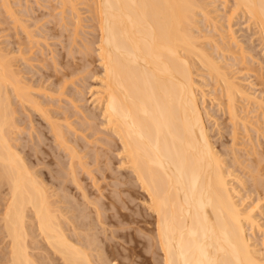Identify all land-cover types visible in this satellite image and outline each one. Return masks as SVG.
Listing matches in <instances>:
<instances>
[{
	"label": "bare ground",
	"instance_id": "6f19581e",
	"mask_svg": "<svg viewBox=\"0 0 264 264\" xmlns=\"http://www.w3.org/2000/svg\"><path fill=\"white\" fill-rule=\"evenodd\" d=\"M1 1L6 10L14 11L7 0ZM227 1L223 0V4ZM231 1L227 14L224 10L229 33L228 21L241 14L246 21L252 20L250 24L257 29L264 50V0ZM60 2L69 4L73 13L71 44L80 38L76 44L88 53L93 51L90 45L97 43L94 50L102 74L97 79L100 88L95 85L99 93L96 102L101 106L102 122L96 123V114L86 113L76 102L82 99V85L81 89L75 88L77 98L68 94L72 112L54 116L50 105L37 97L35 87L18 68L16 60L21 51L17 49L16 55L20 54L16 56L15 51L0 45V264H134V260L139 261L135 255L141 262L153 264H264V251L251 246L246 224L264 227L253 215L255 208H243L235 183L228 178L234 177L233 173L226 171L224 156L214 149L202 113L205 95L199 101L197 90L201 87L195 76L201 68L205 76L208 74L218 83L225 101L219 100L224 106L217 103L227 113L232 134L237 132L238 119L242 117L237 116V97L254 100L262 110L264 100L248 93L244 85L232 78L230 69L213 57L209 47L220 46V42H214V35L220 30L217 32L215 15L210 14L206 0H84L97 34L92 41L76 37L84 32V18L74 6L77 2ZM13 13V22H19ZM198 13L205 23L214 19L210 23L214 34L196 33ZM19 26L27 30L25 25ZM25 32L30 35L28 30ZM224 34L222 40L226 38ZM206 39H212L214 45L206 46ZM229 39L238 43L231 33ZM249 47L245 49L250 53ZM239 51L244 65L254 61L253 54L246 56ZM72 52L69 51L73 55ZM54 58L49 60L53 64L57 63ZM258 64L263 70L254 75L264 85V57ZM55 67L56 64L57 70ZM66 73L61 75L68 76ZM64 77L60 76L62 80ZM60 78L59 83H63ZM63 85L57 86L61 92L66 86ZM36 88L42 89L43 94L46 90ZM47 90L55 97L61 94L60 90ZM75 115L76 118L71 117ZM247 121H240L245 130L250 122ZM100 123L105 125L103 129L94 127ZM88 129H99L96 134H105L98 137L102 143L91 132L83 134ZM90 134L96 142L88 137ZM86 136L93 145L86 142ZM48 138L52 145L49 141L47 144ZM95 143L99 145L96 149L92 147ZM86 146L90 147L87 151ZM256 147L253 143L248 151L256 158L245 165L249 168L252 164V181L261 171L262 156ZM111 148L118 151L115 156L120 155L119 166L128 170L120 176L116 175L118 167H112L117 170L114 171L108 162ZM233 158L238 160L235 155ZM98 177L106 181L102 188ZM86 179L90 180V187ZM135 185L144 191L141 202L146 207H133L130 211L124 197L130 199L127 196L132 190L133 194L136 192ZM131 231L136 235L142 232L143 236ZM128 239L141 243L142 249L145 246L147 250L142 253L147 255L135 254L136 244L126 251L121 241Z\"/></svg>",
	"mask_w": 264,
	"mask_h": 264
},
{
	"label": "rangeland",
	"instance_id": "374dc122",
	"mask_svg": "<svg viewBox=\"0 0 264 264\" xmlns=\"http://www.w3.org/2000/svg\"><path fill=\"white\" fill-rule=\"evenodd\" d=\"M7 1L10 5L9 7L12 8V9L10 8V10L11 11L14 10L12 12H14L13 14L16 13V16L15 15L14 16L18 17L19 22H17V23L13 22L14 17L12 16V12H10L9 10H6V8L2 5L3 1L0 0V45L7 47L6 49H9L12 52L15 51V53H14L15 55H16L17 49L21 51V54L19 53L20 55L19 54L16 55V56L19 55L18 59H17L18 61L16 60V64H18L17 65L18 68H20L21 71L23 72L22 73V74H24L23 76L24 77L26 76L25 78L29 81V83L31 82L32 86L35 87L34 90L37 92H35L34 90L33 91L36 94L37 93L39 94V95L37 94L38 95L37 97L40 98V100L44 104H46V106L50 105V106H48L49 110L51 111V113L54 116L56 114L58 116H61L62 115L61 113H63V111H65L66 113L72 112V109H74V108L71 106L72 104L68 99L70 98V96L73 98L76 97L75 95L77 93H75L76 92L75 88L79 87V89H81V85H82V92H79V95L82 94V96L80 95L82 97V99H79L76 102H78V104L81 105L80 108L86 109V111H85L86 113L93 111L96 114V116H97V120L95 119L96 123L102 122V115L100 116L101 106L96 102V99H97L96 96H99L98 95L99 93H96V89H97V87L100 88L99 81L97 79H99V77H98V76H100L99 74H102V71H101L102 66L100 65V62L98 61V58L96 55L97 52L94 50L95 47L97 46V43L95 44L93 42L92 45H90V46H93V51H92V49H91L92 47H91L90 48L91 51H89L88 53H85L86 51L85 52L81 51L82 46L80 45L81 46L80 47L78 44L80 38H76V40L77 39L78 40L77 41L74 40L73 45L71 44L72 43L70 41L71 36H72V34H71L72 33V23L71 22H73L74 18H72L73 13H71V10H69L70 5L69 4L63 5L60 2V0H7ZM71 1L78 3V4L76 3L74 6H76L75 7L76 9H79L80 17L82 19L84 18L83 19L84 22L81 21V22H83L82 23L83 26L81 27V29L84 30L85 33L84 32L83 33L85 36L83 35V33L80 32V36H76V37L82 38V36H83V38H85V37L89 38V39L91 38L90 39L91 41L94 40L96 38L95 36L97 34H96V31L94 30L93 21H91V20L89 21L90 12L88 10H86L87 9L86 2H84V0H71ZM81 1H83V2H81ZM206 3L208 4V7L210 9V14H212V17L215 15L214 16L215 20L212 18V20H214V22L211 19L210 20L214 24L216 21L215 25L218 28L217 32L220 30L218 32V34L220 36L216 33V36L214 35V39L215 38L216 39L215 40L213 39L214 42L216 40L218 42H220V46L218 45L219 47H215V48L209 47V44L214 45V43L211 42L212 39L208 42H207L208 39L205 40L207 42L206 46H208L210 48L209 50H211V53H213V57L215 56L218 58L217 59L214 57L216 59V61L218 60L220 65H222L226 69L228 68L227 70L230 69L229 70L230 75L232 74V76H233L232 78H234V80H238V82L241 83L242 86L244 85L243 88L245 90H247L248 93H250L251 95L254 94L258 98L260 97V99L264 100V85H263V83L261 84V80H259L260 78L259 79L257 78L258 75H254L256 73H260L263 70V68L260 67L262 64L259 66V64L261 62L259 64H258V62H259V60H261L264 57V50L261 47L262 45H261L260 39H258L257 29L255 28V26L253 24H250V23H252V20H249V22H248V21H246L247 19L245 16H242L241 14H239L240 16L235 15L234 18L232 17L233 19L228 21L229 24H231L230 25V27H231L230 33L235 36V38L239 44L240 43L242 44V45L240 44V46H244L245 48H248L250 46L249 48L250 49L252 48L251 49L252 51L249 53L248 49L241 47L243 49L242 50L240 48V46L238 47L237 46L238 43L236 44L233 41L229 42L230 41V39H229L230 33H229V30L227 27L228 23H226V21H227L226 14L229 11L228 7L231 9L230 4L232 3V1L228 0L227 2H225L226 5L223 4V0H206ZM61 5H63L62 7H64V8H62ZM224 10L227 11L226 14H225ZM60 11H62V12H60ZM61 15L63 17H61ZM196 17L198 20L197 24L199 26L196 33L201 34V33L206 32L205 34H207V33H211V31H212V34H214V31H213L214 26H213V23L210 24L211 21H210V23H207V22L205 23V19H203L202 14H200V13H198V15ZM13 24H15V25H13ZM19 24L25 25L26 26L25 29H27L30 32L31 36L30 35L27 36V34L25 32L27 30L24 31V29H22L19 26ZM208 24H210V25H208ZM88 31H90V32H88ZM220 33L221 34L226 33V34H224V36L226 35V38L223 37V40H222ZM212 34H209V35H212ZM219 37H220V39H219ZM75 41L78 43L76 44ZM209 42H211V43H209ZM70 44H71V46H70ZM79 47L81 50L79 49ZM239 50L243 51L242 53L245 54L246 56H248V53L251 55L252 54L254 55V57H253L254 61H252V62L249 61L251 63V65L249 62H245V65L243 62H241V60H240L241 55L239 53L240 52ZM50 51H54V52L52 53ZM69 51L70 52L74 51V53L72 52L73 55L71 53H69ZM81 52H84L86 54V57H83L84 53H81ZM17 53H18V51H17ZM50 53H51V55L53 54L52 58L55 57L54 60L57 61V63H55L56 64L55 68H57V70L54 69L55 64H53L51 62L52 58H51ZM54 54L56 56H54ZM21 57H23V59L24 58L25 59L23 60ZM233 57H235V59ZM84 58H85V60H84ZM49 60H51V61H49ZM59 61H60V63H59ZM221 61H222V63H221ZM44 64H46V65H44ZM30 65L32 68L30 67ZM225 66H227V67H225ZM84 67H86L87 69H85ZM58 69L60 71H58ZM255 69H257V72ZM56 71L58 73H60V72L66 73L67 72L66 75H68V76L64 77L61 75V73L58 74ZM83 71H85V72H83ZM201 71H202V69L200 68V71L198 70L199 75L195 76L196 80H198L199 87H201V89L198 88V90H197L198 91L197 97L200 101V99H202L200 97H202L203 94L205 95L203 97L204 102L202 105L203 106L202 107L203 108L202 113H203L204 121L206 123L205 125H206L207 129L209 130V134H211L210 137H212L211 141H212V143L214 142L213 143L214 149L217 150V152H219L218 154L222 155L221 157L224 156L223 159H225V162H226L225 163L226 164V168H225L226 171H230L231 173H233L232 175L234 177L231 176L232 178L231 177H228V178L231 180V182L235 183V184L234 183L233 184L235 185V187L238 190V196H240V200L241 199L243 200V203H242L243 208L245 210L249 209L250 207L255 208L253 211L254 212L253 215L256 218V220H258L260 225L261 226L263 225L262 227H264V177H263L264 176V174H263L264 173L263 172L264 171V159H263L264 158L263 157L264 156V154H263L264 153V137H263V135H264V122H263L264 121V118H263L264 117L263 116L264 115V113H263L264 109L263 110H262V108L258 109V106H256L257 104L254 103V100L251 101V99H250V101H249V99H246L247 98L246 96H238L237 102H236V108H237V114H238L237 116H240V117L242 116L241 120L246 119V121H247V119H249L248 121H250V122L248 123V125L246 124L247 128H248V129H246L247 130L246 131L242 127V125H240L241 120L238 119L239 125L236 127L237 130L235 129V131H237V132L232 134L231 132H232L233 128L230 125L231 123L228 120L227 113H225L226 111H223L222 110L223 107H221L219 105V103L220 104L224 103V102L221 103V101L224 100L225 96L223 97V94L221 92V89H220L218 83L214 82L213 78H209L210 76L208 74L207 75L209 77H207V75L205 76L204 75L205 73L203 72L204 73L203 74ZM68 72H70V73H68ZM82 73H83V75H82ZM84 73H85V75H84ZM90 73H91V75H90ZM60 76L64 77L63 78L64 81L62 80V78H60ZM200 76H202V77H200ZM83 77L84 78L86 77V78L84 79ZM58 78H60L61 82L63 81V83H59ZM65 80L67 81V83L65 82ZM71 81L74 82V85ZM64 82L66 84H64ZM79 82H80V84H78ZM82 82H84V83H82ZM34 83H35V85H34ZM59 84H60V86H61V84L66 85L65 87L63 85L64 89L62 90V92H65V91L66 92L62 96H61V94H62L61 90L58 89L60 87ZM37 86H40L41 88L44 87L43 88L44 90L46 88V90L49 89V90L55 91V92H58L57 90H60L59 92H61V94L59 95L58 94L59 92H58L57 93L58 95L55 97V94H53V93H51L52 95L48 94L50 92L49 90H47L49 92H46V90H45V92L43 94V91H41L42 89L38 90V88H36ZM57 86H58V88H57ZM55 87H56V89L53 90V88H55ZM199 90H201V91L199 92ZM47 95H51V96L47 97ZM77 96H78V94H77ZM219 100H221V101H219ZM97 101H98V99H97ZM217 101L219 103H217ZM60 102H61V104H60ZM62 106H64V107H62ZM66 106H70V107H66ZM64 108H65V110H64ZM34 117L36 118V120L38 119V121L41 120L38 117V115H36ZM71 117L76 118V115L71 116ZM71 117H70V119H72ZM95 120H93V122ZM255 120H257V121H255ZM253 125H255V126H253ZM96 126H97V128H100L102 126L104 127L105 125H103L101 123L99 125L94 124V127H96ZM250 126H252V127H250ZM103 127H102V129H103ZM254 127H256V128L254 129ZM257 128H259V130ZM92 130H94V129L84 130L83 134H88L91 132L92 136L95 137V139H97L98 137L101 138L102 136H105V134H101L102 135L101 136L100 133H97V134L95 133L98 131L100 132L99 129H97L95 132ZM23 135L25 136V134H23ZM47 135H49V134L47 133ZM92 136H91V134L88 135V137L89 138L91 137L92 141H93L94 138ZM96 136H97V138H96ZM88 137H87V139H88ZM100 138H98L99 142H100ZM103 139H105V138L103 137ZM103 139H101V140H103ZM18 140L21 141L19 143H22V139L21 140L18 139ZM80 140H79V143L81 145L85 144L84 142L82 143ZM89 140H91V139L86 140V142L88 141V143H90ZM46 141H47V144H48V141H49V144H51V145L53 144L51 142V138H48ZM82 141H83V139H82ZM250 141H252L257 146L256 151H259L261 153L260 157L262 156L261 161H260V166H259V170H261V171H259V174H258L259 177L256 178V176L254 175L255 172H253L254 173L253 175L256 178V180L259 179V180H257L256 184H255L256 180L252 181L251 176H250L252 174V172H250V170L253 168L251 166L252 164L249 165L250 169L248 167H245L246 164H250V162L252 163V159L254 158V155H255L254 153H253L254 154L253 155L251 152L250 153L248 152V151H251L250 148L253 144ZM99 142H98V144H99ZM27 143L29 144V142H27ZM100 143H102V141ZM249 143L251 144V146ZM19 145L21 146V144H19ZM91 145H93V143ZM97 145L95 143V145L92 147L94 148L96 146V148H97L99 146V145L98 146ZM86 147H87V149H86ZM86 147L84 148V150L85 151L89 150L90 147L89 146H86ZM96 148H94V149H96ZM111 149H112V152L110 151L111 154L108 153L107 155L109 156V158L112 157L113 159L111 158L110 160H108V162L111 163V165H110V163L108 165H110L111 169H112V167L115 169H117V167H118V169H119L118 171L115 169H112L114 171H117L116 172L117 176L119 175V173H121V174L126 173L125 171H128V170L127 169L125 170L123 167H122L123 168L122 169L119 166L120 163H118V161H119L118 156L120 157V155L117 153L116 155H118V156H115V153L118 151H116V149L113 150V148H111ZM232 149H234V150H232ZM85 151H83V153ZM247 152L249 153V155ZM233 154L238 158V160L236 162L233 161V159L236 160V158H233V156H234ZM248 156H250V158ZM237 162H240V163H237ZM227 165H228V167H227ZM261 166L263 167L262 169H260ZM94 167H92V168H94ZM227 168H228V170H227ZM114 171H112V172L115 174ZM237 177H238V180H240L241 184H239L240 182H237L238 181ZM100 180L104 181V179L103 178L101 179V177L98 179V182H101L100 187L102 188L103 186L106 185V183H105L106 181L103 182ZM105 180H107V179H105ZM108 180L110 181L111 179H108ZM124 180H125V178H124ZM85 183H87V184L89 183L88 186L91 185L89 179L88 180L86 179ZM135 187H136V185H135ZM245 188L247 191L245 190ZM134 189L136 192H134V194H133L132 192L134 190H132V192H131L132 195L129 194L132 197H130L129 195L127 196V198L129 197L131 199V202H130V199H126V197H124V195H123L126 202H129V203L125 202L126 204L125 203L124 204H125L126 208H130V211H132L131 208H133V207H134L133 210H135V208H137L136 210H141L142 208L144 209V207H146V204H143V202H141L142 201L141 195L143 194L142 192H144V191L139 189L138 186ZM105 191H107V190H105ZM132 198H134V200ZM238 199H239V197H238ZM128 204H129V206H128ZM126 208L124 210L128 211L129 209L126 210ZM131 224L132 223H130V226H131ZM246 225H247L246 226V232H247L249 239L251 241L250 242L252 244L251 246L257 251L258 250L260 252L264 251V230H263L264 228L258 229L255 227H251V225L248 224V222ZM133 227H135V224L133 225ZM130 230H133V229H130ZM133 231H135V230H133ZM133 231H131V232L133 234H135V236H143L142 232H140L142 235H140L139 232H137V235H136V232L134 233ZM131 241H133V240H131ZM128 242H130L129 239L125 242L121 241L123 246H125L124 249L126 251H128L129 246H131V248H132L134 246V244H136L134 241L130 242V243H128ZM137 243H139V242H137ZM253 244H254V246H253ZM136 245H138L139 247L137 246L136 252H134L135 254L147 255L146 253H142V252H145V250H147L146 248H144L145 246L142 249L141 243L136 244ZM123 246L120 245L119 248L121 249ZM122 250H123V248H122ZM134 257H135V259H137V257H138L137 260L140 261L139 262V261L134 260V264H145L146 263V261L141 262V258L139 256L135 255ZM150 262H152V261H150ZM150 262L148 261L146 264H151ZM152 264H153V262H152Z\"/></svg>",
	"mask_w": 264,
	"mask_h": 264
}]
</instances>
